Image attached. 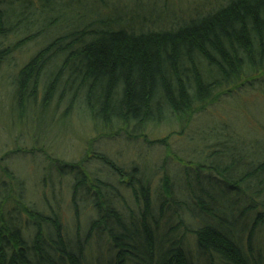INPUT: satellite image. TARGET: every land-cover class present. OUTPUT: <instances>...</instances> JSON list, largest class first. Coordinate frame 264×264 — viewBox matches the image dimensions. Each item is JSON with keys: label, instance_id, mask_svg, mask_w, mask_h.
<instances>
[{"label": "trees", "instance_id": "trees-1", "mask_svg": "<svg viewBox=\"0 0 264 264\" xmlns=\"http://www.w3.org/2000/svg\"><path fill=\"white\" fill-rule=\"evenodd\" d=\"M66 1L0 0V66L44 41L14 77L12 109L52 107L67 118L83 106L94 133L138 140L150 125L190 122L233 90L264 88V0H160L153 9L148 0H90L83 10ZM219 129L195 166L164 170L155 199L146 171L115 167L135 209L110 184L88 185L80 169L75 194L85 189L95 217L73 235L57 213L27 207L8 173L0 264H99L98 256L105 264H264L254 240L264 227V138Z\"/></svg>", "mask_w": 264, "mask_h": 264}, {"label": "rangeland", "instance_id": "rangeland-1", "mask_svg": "<svg viewBox=\"0 0 264 264\" xmlns=\"http://www.w3.org/2000/svg\"><path fill=\"white\" fill-rule=\"evenodd\" d=\"M66 3L75 9L92 7L90 0H67ZM160 4V0H148L143 5L145 9H153ZM17 39L12 36L6 43L12 44ZM41 43L44 41L27 43L0 66V180L14 185L8 175L11 173L23 185L24 204L44 215L57 213L63 229L71 235L76 234L78 228L81 233L85 231L95 217L90 200L83 199L85 189L75 194L74 175L80 169L88 185L98 180L110 184L113 191L135 209L131 193L121 183L122 179L112 173L115 167L125 172L133 167L146 171L152 179L155 199L165 171L173 174L184 165L195 166L199 161L198 152L216 139L209 136L212 130L225 128L226 134L229 130L235 131L248 141L264 138V88L247 86L208 104L204 111L194 114L190 122L179 124L174 120L150 125L138 140H128L124 132L94 133L90 116L83 106H78L67 118L60 117L52 107L48 110L29 107L25 112L12 109L14 77L40 50ZM141 138L150 142L164 139L167 143L165 146L148 145ZM97 155L105 159L98 160ZM70 165L75 166L72 173L66 168ZM254 240L257 245L264 246V227L257 229ZM91 253L87 248V258L94 256ZM98 258L102 260L99 264H105L101 256Z\"/></svg>", "mask_w": 264, "mask_h": 264}]
</instances>
